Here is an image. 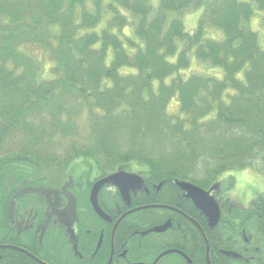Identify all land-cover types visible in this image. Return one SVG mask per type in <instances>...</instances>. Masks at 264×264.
I'll use <instances>...</instances> for the list:
<instances>
[{"label":"trees","instance_id":"16d2710c","mask_svg":"<svg viewBox=\"0 0 264 264\" xmlns=\"http://www.w3.org/2000/svg\"><path fill=\"white\" fill-rule=\"evenodd\" d=\"M156 1L0 0V206L38 170L49 187L68 174L137 171L151 193L133 206L166 204L194 218L211 264H264V192L239 206L228 197L232 178L219 180L229 169L264 173V0ZM201 8L197 28L187 30L182 16ZM28 44L52 62L48 76ZM178 180L214 191L222 210L215 226L180 198ZM83 188L86 230L93 211L90 184ZM112 197L127 210L119 193ZM169 219L165 232L151 231ZM115 242L128 254L114 264H153L170 249L184 255L156 264H208L198 227L171 209L127 215ZM101 255L105 264L108 251ZM0 264L37 263L7 251Z\"/></svg>","mask_w":264,"mask_h":264},{"label":"flooded vegetation","instance_id":"af4514ba","mask_svg":"<svg viewBox=\"0 0 264 264\" xmlns=\"http://www.w3.org/2000/svg\"><path fill=\"white\" fill-rule=\"evenodd\" d=\"M36 172L37 174L34 175V177H29L17 182L12 189L11 194L9 195L5 208L0 206V260L2 259L3 255H6L7 251L17 252L21 255H25L26 257L33 259L37 264H51L48 260L53 262L52 258L56 260V264H98L103 258L101 255L103 249L108 251L107 261L105 264H108L110 261L111 264H114L115 261L123 258L125 259L127 257L128 250L125 248V243L119 244V247L116 245V233L127 215L138 210L149 208L146 207L147 205L137 207L133 206V199L140 197L143 194L142 192H146V194H149V192L151 193L148 180L144 176L140 174L143 177V183L130 188L129 192L131 202L123 197L122 191L118 186L108 183L102 185L98 191V200L102 210L107 213L110 220H106L101 217L91 205L94 214L89 217L91 220V226L90 228L83 230L80 227V221L82 216L87 215V210L85 208L79 207L78 194L84 189V184H90L88 193V199L90 201V195L94 184L105 178L108 174L102 175L101 173H91L87 180L81 174L76 176L68 174L67 180L62 183L60 187H49L42 182L44 178H47L46 173L42 170H38ZM66 183H70L67 190L77 198L79 217L78 221L73 225L75 237L72 236L67 227L60 223L56 214H52L50 206L53 204L52 202H54V197L51 201H49L43 194L39 192L26 193L15 199L14 215L12 217L9 216L8 209L10 201L16 195L18 190L23 187H46L54 189L59 192L61 198L58 204V209L65 208L67 204V196L62 191V188ZM162 184L163 183L161 182L159 184L152 185V187L155 189L153 194L157 195L159 193ZM176 185L179 187L177 182ZM180 191L182 192V194H180V198L187 199L185 192L181 188ZM116 193H119L121 199L127 205V210L123 213H121L122 207L118 206L112 201V195H115ZM2 201L4 200L0 195V205H2ZM105 204L107 206L110 205L113 208L115 214L119 212L121 214L114 218L106 210L105 207L107 206ZM170 209L177 211L182 215L185 214L187 218L189 216L176 207L171 206ZM130 210L134 211H131L122 217ZM121 217L122 219H120ZM98 218L103 221V225H100L102 226L100 228L97 226V224H100L98 223ZM168 222L171 224V219H169ZM107 223L112 225L109 231L107 230ZM115 225H117L116 228ZM148 230L149 229L140 230L136 233H139L140 235H146L149 233L147 232ZM92 235L96 239L91 238ZM107 235L109 238V245L106 243ZM123 237L125 238V235ZM113 241L114 246L112 245ZM76 244L77 248L75 247ZM159 259L157 258L153 264H156ZM86 260L88 262H85ZM130 264L144 263L140 261H132Z\"/></svg>","mask_w":264,"mask_h":264},{"label":"water","instance_id":"95a60500","mask_svg":"<svg viewBox=\"0 0 264 264\" xmlns=\"http://www.w3.org/2000/svg\"><path fill=\"white\" fill-rule=\"evenodd\" d=\"M143 182L144 180L139 174L134 173V172H128L125 170H119L99 180L98 182L94 184L92 191H91V195H90V199H91V202H92V205L95 211L104 219L110 220L107 213H105L102 210L101 206L99 205L98 198H97L98 190L100 189L102 185L108 183V184H113V185L118 186L120 190L122 191L123 197L129 200L130 199V192H129L130 188H132L133 186H138ZM177 183L181 186L183 190L187 191V197L191 198L193 202L195 203V205L202 211V213H204L208 217L210 225L214 226L218 222L220 215H221L219 204L217 200L214 198V196H211L208 191H205L203 188L198 187L195 184H192L190 182H177ZM69 185L70 183H66L62 188V191L67 196V204L65 208L63 209H58V204H59V201L61 200L58 191L54 189H48L45 187H38V188L37 187H23L21 188L20 190H18L16 195L10 201L9 209H8L9 216L12 217L14 215L15 199L19 198L21 195L26 194V193L39 192L43 194L49 201H51L52 198L54 197V202H52L53 204H51L50 206L52 210V214H56L60 223L63 224L65 227H67L68 230L71 232L72 236L75 237L73 225L75 222L78 221L77 198L75 195H73L67 190ZM131 211H134V210L128 211L122 217H124L126 214L130 213ZM122 217L120 219H122ZM191 220L199 227L200 231L203 234V237L205 239L206 246H207V254H206L207 263L211 264L210 257H209L210 248H209L207 237L203 229L200 227V225L194 219L191 218ZM116 227L117 225H115V228ZM160 229H162V227L155 228V230H160ZM75 247L77 248V244L75 245ZM170 252H174V251L173 250L166 251L162 255H165ZM108 264H111V261Z\"/></svg>","mask_w":264,"mask_h":264},{"label":"rangeland","instance_id":"374dc122","mask_svg":"<svg viewBox=\"0 0 264 264\" xmlns=\"http://www.w3.org/2000/svg\"><path fill=\"white\" fill-rule=\"evenodd\" d=\"M154 4H157L156 0H154ZM202 13L203 9L201 8L189 11L182 16L187 30L197 28ZM24 48L38 61H41V75L48 76L52 62L48 59V56L40 46L28 44ZM196 68H199V66H196ZM177 109L178 103L172 101L170 104V110ZM227 176H230L233 182V186L227 191L228 197L239 206L248 207L255 199L257 193L264 192V173L257 168L229 169L221 174L219 177L220 182H222V179H225ZM223 184L225 185L226 183Z\"/></svg>","mask_w":264,"mask_h":264},{"label":"bare ground","instance_id":"6f19581e","mask_svg":"<svg viewBox=\"0 0 264 264\" xmlns=\"http://www.w3.org/2000/svg\"><path fill=\"white\" fill-rule=\"evenodd\" d=\"M164 182V181H163ZM162 182V183H163ZM179 182H185V181H179ZM179 185V184H178ZM196 186H198V185H196ZM179 188H181V186L179 185ZM201 188H203V187H201ZM182 189V188H181ZM205 191H208L209 192V194L211 195V196H215V193H214V191H212L211 189H205V188H203ZM183 190V189H182ZM99 191V190H98ZM184 192H185V194H186V198L187 199H190V200H192L191 198H189V197H187V191H185V190H183ZM97 198H98V193H97ZM90 205H92V202H91V199H90ZM98 202H99V200H98ZM129 202H131V199H129ZM93 206V205H92ZM151 207H153V208H166V209H170L171 208V205H166V204H158V205H154V206H151ZM185 217H186V215L185 214H183ZM77 216L79 217V213H78V209H77ZM170 222H165V223H163V224H160V225H155L154 227H153V230H155V228H161L162 227V229H160V230H155L156 232H165L169 227H170ZM163 227H165V228H163ZM206 235V234H205ZM113 246H114V241H113V244H112ZM112 246V247H113ZM209 248H210V245H209ZM206 252H207V246H206ZM179 253L180 254H182V255H184V253L183 252H181V251H179Z\"/></svg>","mask_w":264,"mask_h":264}]
</instances>
